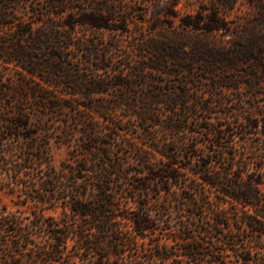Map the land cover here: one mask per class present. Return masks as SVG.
Returning a JSON list of instances; mask_svg holds the SVG:
<instances>
[{
    "label": "trees",
    "instance_id": "16d2710c",
    "mask_svg": "<svg viewBox=\"0 0 264 264\" xmlns=\"http://www.w3.org/2000/svg\"><path fill=\"white\" fill-rule=\"evenodd\" d=\"M78 1L30 0L20 12L18 0H0V72L11 74L4 89L12 109L3 118L0 140L33 139L40 125L32 122L34 110L59 120L73 112L83 123V134L95 143L83 153L102 162L93 170L91 192L77 182L89 163L78 148L75 166L63 168L72 173L63 174L66 182L53 183L49 166L38 189L24 185V201L43 209L62 203L61 220L36 213L24 224L19 215L0 207V264H229L227 246L240 248L232 264H264V0H246L257 13L243 24L226 14L237 0H218L185 14L176 10L178 2L170 4V11L162 3L155 12L162 30L136 44L139 58L133 64L114 61L110 51L119 45L94 36L124 31L132 8L119 17L108 3L85 9ZM81 29L93 30V36L81 35ZM170 64L197 67L203 77L213 79L211 98H202L198 87L191 91V81L182 80L161 98L156 96L161 90L149 94L154 103L171 105L166 114L142 108L130 92L143 77L157 83L156 73L173 74L164 71ZM111 89L127 92L116 103L132 113L108 117L105 98ZM219 90L229 91L222 101ZM219 103L225 116L213 119ZM133 116L143 129L142 144L133 145L141 168L120 191L115 174L127 177L130 171L117 162L122 156H113L115 143L108 139L121 137L129 145L124 135ZM150 124L174 137L153 135ZM187 132L200 136L185 144ZM63 136L62 141H71V134ZM26 168L24 158L15 172ZM35 190H40L38 196ZM162 192L164 200L157 197ZM173 200L179 218L175 229L172 220L161 224L151 208L158 203L157 211L172 216ZM33 227L45 232L41 241L34 238ZM70 240L78 254L70 255Z\"/></svg>",
    "mask_w": 264,
    "mask_h": 264
},
{
    "label": "rangeland",
    "instance_id": "374dc122",
    "mask_svg": "<svg viewBox=\"0 0 264 264\" xmlns=\"http://www.w3.org/2000/svg\"><path fill=\"white\" fill-rule=\"evenodd\" d=\"M36 2H42L44 0H35ZM218 0H79L77 2L78 6H81L85 9H92L98 4L108 3L116 8V14L120 17L125 14V12L132 8V13H130V24L125 25L123 23L124 31H102L97 32L95 37H97L101 42L108 41L109 44L115 45L118 44V48H113L110 51V55L113 57L114 61H124L131 60L133 64L139 56L135 52L136 44L140 42H148L153 38L157 37L159 32L162 30L159 25V21L156 20L155 12L159 10L161 4H166V8L170 11V4L172 2H178L176 6V10L180 14L185 13H195L198 9L203 6H211L214 2ZM30 0H18V9L20 12L24 10L25 7L29 8ZM223 7V6H222ZM172 8V7H171ZM225 8L223 12H225ZM257 13V7L250 4L246 0H237L235 7L232 10H227L226 14L230 19L236 20L238 24H243L248 18L253 17ZM168 20V19H166ZM178 20L175 23V26L178 27ZM80 34H86L87 36H93V30L91 29H81ZM218 37V36H217ZM122 48V50H120ZM127 49L129 54H124L123 50ZM192 67V66H191ZM174 70L173 74H166L163 72L156 73L154 76L159 80L157 83L150 82L149 78L143 77L140 80V83L132 90L131 98L137 99L138 104L143 108L147 107L150 109L152 113L162 112L166 114V112L171 109V105L161 103L156 104L149 98V94L153 93L154 90H161V92L156 93L158 98L161 96H165L168 94L167 88H176L179 81L182 80H190L191 91L196 86L199 88L197 94H199L202 98L210 97L211 98V89L210 83L213 81L211 78H206L202 76V73L198 70V68L193 67L183 69L177 67L176 65L170 64L164 68V71ZM10 73L8 72H0V128L3 125V118L6 116L9 111H11V107L8 105V100L6 99V92L4 86L10 82ZM238 76V74H236ZM192 82H195L194 84ZM3 84V85H2ZM218 100L225 99L228 96L229 91L223 90L218 91ZM127 92L125 90H115L111 89L109 93L106 95V101L108 102V111L110 114L108 117L114 116V118L119 119L123 115H127L133 112L127 105H117L116 101L118 96L126 95ZM245 96V95H244ZM140 98V99H139ZM220 98V99H219ZM246 98V96H245ZM151 103V104H150ZM150 104V105H148ZM237 112L241 110V103L237 101L236 104ZM226 108L221 103L218 104L217 110L218 113H214L213 119H216L218 116H225L222 110ZM65 120H59L57 117L52 116L51 114L44 115L43 113L38 112L37 110L32 112V122H38V134L35 135L33 139L26 140L23 137H8L5 140H0V207L5 206L7 208V212L12 214L19 215L24 224L29 223L32 218H34L35 214L38 213L44 214V218L54 217L57 220H61L65 217L64 207L62 203L57 207H48L43 209V205L39 204L35 205L34 201H24L23 189L26 187L25 184H35V188H39L43 179L46 178L47 170L49 166H52V174L54 176L53 183L60 184L62 182L67 181V177L63 176L65 173L66 176L72 175L70 170L63 168L65 166L74 167L76 161L74 160L75 151L74 149H79L81 156H84L88 163V170L86 172L80 173L82 176L78 179V184H80V188H88V191L91 192L93 188V170L101 168V161L92 160L93 156L89 154H85L86 148L90 145L95 144L94 141H90L89 135L83 134L82 128L83 123L75 120V115L73 112L64 115ZM129 117L126 116V119ZM99 120H103V116H98ZM140 121L133 116L131 121L126 125L130 132L125 133L124 137H126L129 141H125L124 138L118 137L117 139H108L115 143V147L113 149V156H117V154H121L122 160H118L117 162H122L124 167L130 173L127 177H123L121 174L117 172V169H113V172H117L115 174V182L116 188L120 191L126 187L127 182L130 178L133 177V171L135 169H140V165L137 162V153L133 148V145H141V128ZM36 128V127H35ZM152 134L155 136H159L162 139L167 138L171 140L174 137L172 132H168L159 128V126H153L150 124L148 127ZM200 130V129H199ZM64 134H71V141H62L65 138ZM200 136L199 133L193 135L191 132H187L183 134V142L185 144H190L193 138L196 136ZM264 137V136H263ZM201 139V138H200ZM107 140V139H106ZM145 142V140H143ZM151 144L154 141H150ZM83 144V146H81ZM132 145V146H131ZM239 147H242L240 142L237 143ZM98 148H102L101 145H97ZM147 148L148 145H145ZM27 158V166L28 168L22 170L19 173L15 172L16 165ZM94 158V157H93ZM95 159V158H94ZM120 162V164H121ZM69 184L73 185V182H69ZM76 184V186H78ZM58 188V187H57ZM84 190V189H83ZM40 190H35L34 194L39 195ZM158 198L164 200L167 197V194L161 193L157 196ZM172 199V197H170ZM27 202L23 204L22 202ZM177 203L173 200L171 212L172 216L166 212L157 211L158 203H153L151 208L154 212V216L158 218L161 224L167 223V221L172 220V224L174 225V229L176 227V222L179 220L177 214ZM188 211L185 212V217L189 218ZM1 215V214H0ZM209 215V214H208ZM34 232V238L37 241H41L43 237H45V232L41 231L38 227H33L31 229ZM11 238L10 236H8ZM142 243V242H141ZM169 244H173L172 240L168 241ZM70 244V255L78 254V251L75 247L72 248L73 240L69 241ZM149 246V244H147ZM139 247H144L143 244H139ZM227 254L226 259L229 264H232L233 261L237 260V252L240 248L236 246L226 247ZM159 264H162L160 261H157ZM87 264H95L93 260H89ZM182 264H196L194 262H190V260L184 261Z\"/></svg>",
    "mask_w": 264,
    "mask_h": 264
}]
</instances>
